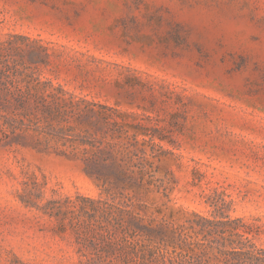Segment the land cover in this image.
<instances>
[{"label":"rangeland","instance_id":"obj_1","mask_svg":"<svg viewBox=\"0 0 264 264\" xmlns=\"http://www.w3.org/2000/svg\"><path fill=\"white\" fill-rule=\"evenodd\" d=\"M6 33L31 36L36 76L119 109L95 107L98 136L125 124L165 137L170 205L209 214L219 196L232 215L264 214V0H0ZM19 132L0 142V264H75L73 238L31 196L100 188Z\"/></svg>","mask_w":264,"mask_h":264},{"label":"trees","instance_id":"obj_2","mask_svg":"<svg viewBox=\"0 0 264 264\" xmlns=\"http://www.w3.org/2000/svg\"><path fill=\"white\" fill-rule=\"evenodd\" d=\"M22 40L31 36H0V142L27 138L21 130L37 151L80 161L100 188L44 204L41 194L31 196V207L73 238L75 264H264V214L232 215L219 196L209 214L170 205L173 181L159 174L169 150L156 141L165 137L141 127L131 133L125 124L98 136L95 107L104 118L119 109L36 76ZM34 189L41 190L37 180Z\"/></svg>","mask_w":264,"mask_h":264}]
</instances>
